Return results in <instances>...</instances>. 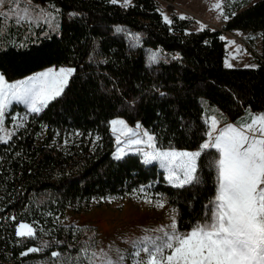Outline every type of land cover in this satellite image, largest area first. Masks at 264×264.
Segmentation results:
<instances>
[{"label":"trees","instance_id":"trees-1","mask_svg":"<svg viewBox=\"0 0 264 264\" xmlns=\"http://www.w3.org/2000/svg\"><path fill=\"white\" fill-rule=\"evenodd\" d=\"M26 5L20 0V7ZM16 6L15 0L0 5L1 13H7L0 15V26L1 16L17 23V15L8 13ZM33 6L59 9V31L38 28L27 39L20 31L2 39L1 74L12 81L49 66L76 71L61 97L40 113H27L11 138L0 142V263L76 264L86 242L97 252L98 232L95 226L59 224L64 212L69 208L81 212L93 199L125 197L146 185L176 208L178 230L189 231L204 222L206 205L216 195L217 151L202 152L197 161L200 181L184 189L172 187L157 164L145 165L137 152L116 160L107 134L109 89L115 80L125 84V98L133 110L131 90L138 75H144L146 85L161 86L135 108L140 125L155 136L161 149L200 147L208 131L204 105L221 114L213 104L217 92L223 93L221 87L235 95L237 104L241 102L242 106H233L222 96L235 121L248 111L264 112V0L238 8L223 25L225 30L246 32L253 46L257 38L261 42L254 67L230 68L225 67L226 42L220 30L186 32L190 20L169 6L170 23L164 21L156 0H132L127 8L109 0H32ZM132 35L139 36L136 47L131 46ZM153 53L159 61L150 64ZM103 67L126 68L128 73L117 70L124 82L113 80ZM202 83L207 86L199 87ZM15 110L24 109L15 104L9 112ZM5 122L10 123L9 117ZM75 133L78 141L66 145L71 146L66 152L64 142ZM91 143L102 148L90 152ZM20 222L33 225L35 236L18 237ZM29 248L42 250L21 255ZM53 252L60 255L53 257Z\"/></svg>","mask_w":264,"mask_h":264},{"label":"snow or ice","instance_id":"snow-or-ice-1","mask_svg":"<svg viewBox=\"0 0 264 264\" xmlns=\"http://www.w3.org/2000/svg\"><path fill=\"white\" fill-rule=\"evenodd\" d=\"M17 23L25 22L31 26L36 17L30 14L32 0H25L28 7L21 8L20 0H15ZM117 4L120 0H109ZM5 0H0V5ZM122 6H131V0H123ZM221 9L217 2L212 6ZM56 14L59 9H54ZM3 15V13H0ZM71 16L79 15L70 13ZM39 18L51 24L55 15L51 11L40 9ZM184 18V17H181ZM227 19V16L224 17ZM166 22H169L165 17ZM119 31V29H118ZM132 47L139 43V36L132 35ZM149 63L159 61V55L149 56ZM225 67H232L225 62ZM246 67H249L246 65ZM254 67V66H253ZM74 68L47 69L26 81L8 84L0 75V141L11 137L3 128L5 116L13 101L27 105L28 112L40 113L48 104L61 97L75 73ZM164 95V93H161ZM116 135V160L124 158L128 151H136L143 156L145 165L158 162L167 172L168 183L176 189L199 183L198 159L207 149H215L218 159L214 161L216 170V195L206 205L205 221L197 223L189 232L181 233L177 229L175 216L165 228L155 229L160 235L144 236L131 241L134 252L132 264H264V112L254 114L249 111L236 124H226L217 128L220 120L216 116L208 117L207 140L196 151L167 150L157 147L156 138L147 130L141 131L137 123L129 127L122 119L109 122ZM99 137H97V140ZM123 144V147L119 145ZM145 147H133L141 146ZM141 191H144L142 188ZM147 203H153L151 199ZM167 203L162 197L155 202L156 207ZM16 235L21 238L35 236V229L21 223ZM92 245L86 242L75 258L76 264H123L125 256L117 250L113 259L107 253L90 251ZM29 248L21 255L41 251ZM141 253L144 254L143 258ZM60 254L53 252L52 256Z\"/></svg>","mask_w":264,"mask_h":264},{"label":"rangeland","instance_id":"rangeland-1","mask_svg":"<svg viewBox=\"0 0 264 264\" xmlns=\"http://www.w3.org/2000/svg\"><path fill=\"white\" fill-rule=\"evenodd\" d=\"M132 1V0H131ZM158 4V10L161 12L162 17L165 20L167 17L168 21H170L171 12H169V6L173 7V12L176 13L180 18L184 17L190 20V26L186 30L189 31H197L204 28L210 29H223V25L228 20V16L230 13L235 12L238 8H244L245 6L251 4L256 0H156ZM219 2L221 4V9H215L212 6ZM123 0H120L119 4L122 5ZM28 7V5L24 6ZM21 7V8H24ZM40 9L51 11L55 15V20L51 23H44L42 19L39 18V11ZM53 7L50 6H33L30 7V14L36 17V21L31 23L29 26L28 23L21 22L16 23L15 25L8 23L11 19L9 16H1L4 18L3 25L0 26V42L2 39H9L10 36L17 35L20 31L22 32L23 38L27 39L29 34L33 32L35 29L42 28L43 32L50 31V32H58L60 26V18L59 13L56 14L54 12ZM6 11V10H5ZM1 13V11H0ZM12 16H16L17 14L12 13L9 10L8 12ZM14 14V15H13ZM3 15H7L4 12ZM227 16V19L224 17ZM235 33V32H234ZM236 37L243 38V34L241 32H236ZM253 36V35H252ZM221 38L226 42V55L229 56L233 55L236 58L237 65L246 66L251 65V63L255 61L254 58L246 56L245 49L242 45L237 44L233 38H229L227 36H221ZM231 58V57H230ZM232 64H234L232 62ZM71 68L68 66H49L45 67L41 70H38L30 75H27L22 78H18L12 81H8L5 78V82L8 84H13L20 81H26L27 78L33 77L38 73H41L47 69H60V68ZM103 70L111 75L113 80L117 79L121 82H124V77L117 73V70H124L128 73L126 68H116V67H103ZM0 75L1 72H0ZM3 76V75H2ZM144 76V75H143ZM143 76H137L133 81V86L131 90V101L133 102L134 109L131 110L128 104V101L125 98V84H120L115 80L112 83L109 89V97L111 100L112 110H111V117L110 121L114 119H122L124 120L129 127L135 128L137 123L139 122L138 117V109L136 110V106L144 99V97L149 93L156 90H160L161 86H157L156 83L146 85L142 81ZM4 77V76H3ZM127 81V79H126ZM199 87L207 86L206 84H200ZM223 91L217 92L219 96L213 101V104L218 108V110L223 114V116L218 113L214 108L208 107L204 105V108L209 113L208 117L216 116L217 119L220 120V123L217 125V128H222L226 124H236L237 121L241 120V118L245 117L246 114L249 112L244 113L240 118L235 121V117L229 112L226 100H232L233 106L241 105V102L238 104L235 102V95L232 92L228 91L226 88H220ZM226 97V100L223 98ZM223 100L222 103L219 104L220 100ZM237 99V98H236ZM22 106L24 110H15L13 113H10V109L13 105ZM231 106V107H233ZM242 106V105H241ZM138 108V107H137ZM241 111V110H240ZM236 112V110L234 111ZM28 109L27 105L24 103L13 101V103L9 106L7 110V114L5 116L3 128L7 133H11L12 135L15 133L17 129H19L27 117ZM254 114L261 113V112H252ZM227 117V119L225 118ZM239 116V115H238ZM9 117L10 123H6V118ZM225 118V119H224ZM109 121V122H110ZM144 129L141 127V131ZM107 134L109 135L110 142L113 143L116 151L117 140L116 135L111 130V125L109 123ZM11 135V136H12ZM11 138V137H10ZM8 138L6 141H8ZM79 134H70L67 136L66 141L64 142L65 151L70 148L71 146H75L76 142L78 141ZM206 139L202 142L204 143ZM0 141V142H6ZM71 145V146H66ZM123 147L124 145H119ZM133 147H145L144 145L141 146H133ZM102 146H96L91 143L89 146L90 152H97V150L101 149ZM198 149L187 150V151H196ZM167 150V149H164ZM179 150V149H176ZM186 150V149H182ZM67 152V151H66ZM136 152V151H128L127 153ZM138 153V152H137ZM143 160V156L139 153ZM114 156V155H113ZM157 164L158 168L163 172L164 178L166 179L167 172L164 168L160 167L158 162H153ZM168 182V181H167ZM144 191H141V189ZM163 198L167 201V198L163 195H153L150 190L149 186H142L138 189L134 190L132 193L128 194L125 197H117V196H109L105 198H98L93 199L89 205L86 207L85 210L81 212H74L72 209H67L64 214L59 218L58 222L62 225H84V226H95L98 232V240H97V253H100L101 250L103 253H107L110 257L115 259L118 256L117 250H120L121 253L124 254L125 259L123 264H132L133 257L131 254L134 252L132 247L131 241L137 240V238L142 237L145 235L146 231L149 235H160V233L155 232V229L164 226L167 228L171 222L172 217L175 216L176 219V208L171 206L168 201L164 207H156L155 202L160 198ZM151 199L153 203H147L146 200ZM24 223L28 224L33 227V225L20 222L19 224ZM18 224V225H19ZM17 225V226H18ZM34 228V227H33ZM17 229V227H16ZM190 231V230H189ZM189 231H181V233H187ZM144 254L141 253V257L143 258ZM3 264V263H0Z\"/></svg>","mask_w":264,"mask_h":264},{"label":"built area","instance_id":"built-area-1","mask_svg":"<svg viewBox=\"0 0 264 264\" xmlns=\"http://www.w3.org/2000/svg\"><path fill=\"white\" fill-rule=\"evenodd\" d=\"M220 32H221V36H227L229 38H233L237 44L242 45L245 49L246 56L251 57V58L258 56L256 49L261 44V42L258 38L255 40V46H253L252 43L248 40L249 38H248L247 33L242 31V30L221 29ZM236 32H241L243 34V38L236 37L235 36Z\"/></svg>","mask_w":264,"mask_h":264},{"label":"crops","instance_id":"crops-1","mask_svg":"<svg viewBox=\"0 0 264 264\" xmlns=\"http://www.w3.org/2000/svg\"><path fill=\"white\" fill-rule=\"evenodd\" d=\"M231 57V58H230ZM228 62V63H230L231 65H232V67H237V66H241V65H237V64H235L236 63V58H235V56H233V55H231V56H229L228 54L226 55V57H225V62ZM232 62L234 63V64H232ZM254 65V63L252 62L251 63V65H248V66H253Z\"/></svg>","mask_w":264,"mask_h":264}]
</instances>
